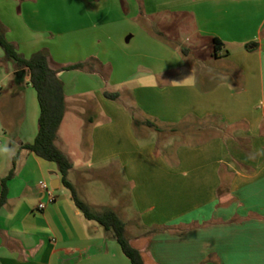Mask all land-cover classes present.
Listing matches in <instances>:
<instances>
[{"label":"crops","instance_id":"crops-1","mask_svg":"<svg viewBox=\"0 0 264 264\" xmlns=\"http://www.w3.org/2000/svg\"><path fill=\"white\" fill-rule=\"evenodd\" d=\"M96 1L0 0L7 39L25 58L60 37L68 57L49 56L53 68L97 61L57 75L66 113L56 146L72 162L68 180L80 167L124 178L133 214L122 217L145 264H264V0H125L147 30L158 19L137 58L109 49L120 0ZM128 24L130 45L139 29ZM9 66L0 73V193L16 164L0 208V264H131L77 209L57 165L21 149L37 136L40 107L23 88L29 72ZM68 113L82 122V163L63 133Z\"/></svg>","mask_w":264,"mask_h":264},{"label":"trees","instance_id":"trees-1","mask_svg":"<svg viewBox=\"0 0 264 264\" xmlns=\"http://www.w3.org/2000/svg\"><path fill=\"white\" fill-rule=\"evenodd\" d=\"M18 1L23 2L25 0ZM124 8L126 9V6ZM6 34L7 29L0 21V48L5 54V62H13L17 72H29L30 85L36 92L40 107L37 136L33 143L22 145L21 149L28 150L45 161L55 163L61 174L63 186L71 192L75 206L84 218L88 221L96 222L106 232L112 233L123 254L131 264H145L140 251L132 246L127 236L126 224L121 220L118 214L112 210L94 212L89 205L79 198L75 187L68 180V175L73 167L72 162L56 146L58 132L66 113L64 86L57 78V75L61 71L89 70L97 61L91 59L86 63H78L55 69L51 65L47 51L43 50L33 54L30 58H25L18 52L17 46L8 41ZM213 43L215 46L214 52L216 53L217 47L219 45L222 46V43L217 39H214ZM104 96L112 101H116L119 97L117 93H105ZM134 125L135 127L146 125L160 132L156 124L150 120L139 122L135 119ZM15 164L16 157L13 159V168L1 182L0 208H2L7 201V183L14 176Z\"/></svg>","mask_w":264,"mask_h":264},{"label":"rangeland","instance_id":"rangeland-1","mask_svg":"<svg viewBox=\"0 0 264 264\" xmlns=\"http://www.w3.org/2000/svg\"><path fill=\"white\" fill-rule=\"evenodd\" d=\"M135 2L139 4L140 1L135 0ZM119 3L121 5L120 7L124 14V17L121 18L123 20L118 23V27L112 28L109 33V49L110 51H112V53H114V57H116L117 55H124L125 57V54H133V56L137 58L136 50L142 49V33L145 36L156 40L154 36L158 33V19H156L155 17H151V22H148V25L150 27H148L147 30L146 18L145 16H141L140 11L139 13H137V15L134 14L129 16L128 11L124 8L126 6V1L120 0ZM129 22L137 26L139 31L136 29L138 33L136 34L135 39L130 45H127L125 41L123 42V40L125 36L130 32V26L128 24ZM47 35L49 39L52 38L51 33H47ZM61 42L62 41L60 37H56L54 39V42L47 40L46 46L44 45L45 49L42 50H46L49 53L50 58H53V55L57 54V58L65 59L68 56L65 55L62 51ZM48 50H51V52ZM155 50L153 52L156 53L157 51ZM75 51L77 52V54H74L73 57L78 58V51L73 48L72 52L74 53ZM122 61H125V58ZM10 63L13 62H4V65H2L3 67H0V73H7L8 67H10ZM58 65L61 66L60 63H58ZM135 71V68L132 67L130 69H127V71L123 74L124 76H129L132 75V73H134ZM9 86L10 83L6 81L5 88H8ZM23 88L26 91H33L35 93L30 84H24ZM81 124L82 122L79 119H77L74 115L68 113L65 121V126L63 128V133L66 134V131H69L71 133L69 144L73 149V153H70V155L75 164H77V162H85V160L81 161L82 152L80 147L83 145L84 140L86 142V137H83L82 135ZM153 135L155 136L156 134L153 133ZM81 168L82 167L77 169L78 172H71L69 177V180L73 183L79 198L87 205H89L94 212H104L107 210L116 212L121 220L126 224V226H128L127 220L122 217V212H125L127 216H132L133 207L129 195L130 188L124 182V178L118 172L115 173V171H113V168L110 169V167L107 169L99 167H93L90 169H87L86 167H84L83 169ZM110 171H112L111 175L109 173Z\"/></svg>","mask_w":264,"mask_h":264},{"label":"built area","instance_id":"built-area-1","mask_svg":"<svg viewBox=\"0 0 264 264\" xmlns=\"http://www.w3.org/2000/svg\"><path fill=\"white\" fill-rule=\"evenodd\" d=\"M46 186H43L42 188H45ZM40 209H43L44 208V206L43 205H40V207H39Z\"/></svg>","mask_w":264,"mask_h":264}]
</instances>
